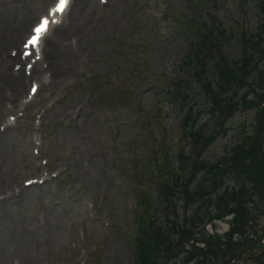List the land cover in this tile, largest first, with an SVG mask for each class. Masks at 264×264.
I'll return each mask as SVG.
<instances>
[{
    "label": "rangeland",
    "instance_id": "obj_1",
    "mask_svg": "<svg viewBox=\"0 0 264 264\" xmlns=\"http://www.w3.org/2000/svg\"><path fill=\"white\" fill-rule=\"evenodd\" d=\"M26 1L30 4L33 0ZM164 1L150 0L140 16L130 18V21L134 18L142 21V26L146 29L143 35L139 29L134 28L132 32L128 29L126 34L131 36L130 40L137 41L129 54H121L117 61L119 70L116 73H113V69L109 71L107 86H111V89L99 99L94 117L89 114L83 117V119L90 120L85 137L81 136L68 120L60 124L57 120V110L51 112L52 122L45 130L47 135L45 152L57 164L62 160L63 165L68 167L67 175L63 180L64 184L55 188L58 194L51 186L30 188L25 190L18 199L0 203V264H69V259L73 261V256L77 252V249H73V243H78L77 232L81 231L82 225L90 239L94 235L93 226L102 225L100 221L94 223L86 221L85 202L89 197L95 196L106 197L100 211V218L113 221L119 226L118 230L112 233V244L106 247L108 256L101 254V258H106L107 262L113 259L112 264H131V256L126 260L125 253L127 251V254L133 256V250L124 235L129 230L135 211L136 200L133 194L146 192L153 177L145 172L157 168L153 157L161 159L158 155L159 128L156 126L160 121L166 129L168 139L173 133L172 137L175 138L172 141L175 144L179 137L178 122L184 115L168 99L167 87L164 86L157 71L159 68L168 69L169 59L175 58L179 63L177 59L183 52V48L186 52L187 44L191 41L193 33L189 34L186 29L189 26L182 24L183 21L176 17L177 9L185 7L184 0H168V6L162 5ZM254 2L255 0H222V3H218V9L214 10L228 35L232 37L230 43L233 45L230 46L229 52L233 55L237 53L236 48L233 49L232 46L235 44L238 29L242 27L245 30H251L257 23L258 17ZM141 5L142 3H138V0H131L128 4L118 3L117 10L114 9L116 6H113L105 13L95 12L100 22L91 24V28L87 27L91 30L87 38H83L81 42L86 52L83 55L84 63L86 64L90 58L95 60L94 77H97V83L101 84L103 81L101 74L107 72L110 61H112L107 53L114 49L119 39H121L120 43L125 44L123 24L127 22V16L137 14ZM194 6H197L196 1ZM29 12L30 6L27 9L23 4L5 5L0 0V31L2 29V33L6 34L18 23V19L23 14ZM154 30H158L155 35H153ZM114 31H117V34L111 37ZM146 32L147 38L143 42L142 37ZM107 35L111 38L103 41ZM149 39L157 47H152ZM102 53L107 56L105 55L101 60ZM144 63L150 64L154 71L151 83L156 87L153 91L140 92V98L132 101V93L134 91L138 93V91L130 90V88L134 85H142L144 81L142 75L137 80L133 79L132 73ZM176 67L177 64L175 71H177ZM170 72L172 70L166 73ZM116 76L118 82L121 80L124 82L118 91L112 88L116 84L114 80ZM127 83L130 86H126ZM99 87L94 85L92 88L84 89L81 97L91 95ZM158 87H162V91H158ZM108 95L110 96L105 101ZM151 105H154L152 112L147 114L145 108ZM64 106L62 105L59 110ZM194 107V110L200 114L199 124L204 121L206 123L207 107L203 104V100L196 103ZM252 125L253 112L251 110L239 111L228 121L227 132L217 138L208 150L205 159L209 162L217 161L238 137L251 133ZM143 127L148 128L146 130L149 134L144 133ZM71 128H74L76 132ZM116 128L121 129L120 135H114ZM137 131H140L138 136ZM0 143L3 146L2 153H0V192H2L11 189V186L22 176L26 162L24 161L25 148L29 147V143L27 137L20 132H9L7 135L0 136ZM110 144L113 147L110 148ZM82 145L104 151L105 157L98 158L97 161L99 166L104 168L100 173L95 170L94 164L89 165L87 172L82 159L79 164L72 158L70 159L71 153L76 155ZM104 159L106 167H104ZM80 172H85V174L79 176ZM231 185L232 181L227 179L224 187ZM100 188L105 190V194L100 193ZM156 207L160 208L158 202ZM178 213H183L181 202L178 203ZM257 225L256 227L255 222L254 229L262 241L264 239V212L258 217ZM127 238H130L129 235ZM64 244L63 251L68 252V256L59 255ZM69 247L72 249H68ZM261 253L263 257L260 260L264 261V244L256 246L254 256ZM259 262L252 260L246 264H258ZM89 264L97 263L93 261Z\"/></svg>",
    "mask_w": 264,
    "mask_h": 264
},
{
    "label": "snow or ice",
    "instance_id": "obj_2",
    "mask_svg": "<svg viewBox=\"0 0 264 264\" xmlns=\"http://www.w3.org/2000/svg\"><path fill=\"white\" fill-rule=\"evenodd\" d=\"M69 0H59V2L51 9L49 15L55 16L57 13L62 14L68 5ZM51 23H56L53 20ZM50 31V22L48 18H44L36 23V25L30 31V38L24 45L25 49H34L36 50L34 53L25 52L24 55H32L34 54L36 59L40 58V50H42L47 44V38ZM30 66V65H29ZM32 92H36V87L32 88ZM31 183V181L29 182Z\"/></svg>",
    "mask_w": 264,
    "mask_h": 264
},
{
    "label": "trees",
    "instance_id": "obj_3",
    "mask_svg": "<svg viewBox=\"0 0 264 264\" xmlns=\"http://www.w3.org/2000/svg\"><path fill=\"white\" fill-rule=\"evenodd\" d=\"M264 43V39L259 38L258 41L254 42V39L251 41V46L249 47L250 51H252V54H257L261 50V46ZM229 76L232 77V82L234 83L236 80H238L240 77V68H236L235 70H232L229 72ZM224 102V100L222 101ZM226 107V105H225ZM260 120L264 119V110H262L259 114ZM192 141H193V146L198 148L197 155L199 156L204 149L207 148V146L210 144L211 139H205L202 137V135L199 133L197 134H191L190 135ZM240 156V154H239ZM257 156V155H255ZM256 158V157H255ZM240 221V219H239ZM244 223L243 219H241L240 224ZM238 226H236V229H238Z\"/></svg>",
    "mask_w": 264,
    "mask_h": 264
},
{
    "label": "bare ground",
    "instance_id": "obj_4",
    "mask_svg": "<svg viewBox=\"0 0 264 264\" xmlns=\"http://www.w3.org/2000/svg\"><path fill=\"white\" fill-rule=\"evenodd\" d=\"M259 63V62H258ZM260 64V63H259ZM5 100V99H4ZM0 153H2V144L0 143Z\"/></svg>",
    "mask_w": 264,
    "mask_h": 264
}]
</instances>
